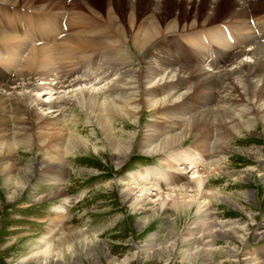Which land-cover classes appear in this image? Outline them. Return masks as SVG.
<instances>
[{
  "label": "bare ground",
  "instance_id": "bare-ground-1",
  "mask_svg": "<svg viewBox=\"0 0 264 264\" xmlns=\"http://www.w3.org/2000/svg\"><path fill=\"white\" fill-rule=\"evenodd\" d=\"M41 1L44 2L37 5L34 0H0V6L7 5L6 9L8 6H23L35 12L52 8L47 6V0ZM259 1L264 0H176L178 4L192 6L196 3L206 4L211 9L200 20L193 15L194 19L189 23L180 24L177 21L163 26L158 17L162 0L147 2L146 8L156 16L155 20H148L147 16L141 20L138 18L142 0H124L125 9L128 11L127 25L122 22V13L120 17L117 12L120 11L118 0H105V19L97 15V20L94 17L88 18L81 12L93 11L95 16V11L90 8L91 0H75L72 4L75 18L70 20L73 23L71 27H75V30L71 33L68 31L62 40L57 39L61 33L58 27L62 29L66 26L61 17L44 18L47 26H42L43 22H37L32 12L23 13L21 19H14L10 15L13 18V30L9 32L0 29V69L3 72L0 77V156L9 159V163L1 167L0 173L3 174L6 186L11 178L9 174L16 172L21 188L14 186L8 199L14 200L18 197L19 190L22 191L32 175L31 172L36 169L28 167L24 170L12 163L20 147L30 148L36 145L40 151L46 150L56 157V164L61 163L59 167L62 166L63 169L66 156L90 149L89 137L83 138L73 132L66 133L69 130L64 125L67 124L66 110L73 108H79L80 113L86 115V123L93 124L100 135L105 136L107 144L100 151L96 148L92 151L97 155L111 154L116 168L125 163L134 136L126 134L123 139L114 137L115 123L118 120H131L135 123L144 109H149L162 120L161 123L158 121L162 125L160 134H165L163 127L175 126L178 129L174 135L161 141L155 138V129H151L145 135L151 141L148 146L150 150L143 151L146 155L171 151L194 135V144L215 159L224 152L234 151L258 163L264 157V148L240 150L233 148L231 142L233 136L240 135L245 130L253 136L259 135L258 126L264 132V36L260 38L257 32L259 21L264 20V16L262 19L254 18V26H250L248 22L249 16L254 17L264 9V2L259 5ZM223 3L228 9L218 14ZM62 8V11H66L65 7ZM74 8H78L77 11ZM27 21L34 29L33 24L42 26L40 32L25 36ZM98 23L105 24L94 29L95 31L87 27ZM218 24L228 28L233 43L225 40ZM77 25H83L82 29H76ZM21 34L24 35L20 37ZM201 34L205 36V49L200 40ZM41 42L42 46H34ZM154 43L156 54L152 55L165 65L158 66L155 75L145 69L144 63H141L138 70L127 69L118 74L119 78L111 81H108L110 75L99 71L100 66L95 68V73H87L88 62L99 65L103 61L118 66L123 61L130 60L123 59L122 53L128 54L133 62V50L143 53ZM170 43L176 49L175 54L168 48H171ZM80 62L86 65L83 66ZM206 67L213 69L208 70ZM96 80L100 86L101 83H105V86L99 87ZM71 124L74 125L75 121L72 120ZM211 138L212 144L209 141ZM173 155L167 157L173 158ZM192 158V152H184V156L175 157L173 160L181 165L190 164L192 170L199 166ZM51 159L53 158L46 160L50 162ZM45 162V157L37 160L39 166H44L43 170L56 168L54 162V165ZM208 164L207 160L200 163L202 166ZM224 167L214 166L211 173L218 174ZM176 171L185 175L188 167L176 166ZM150 173L148 171L145 175ZM192 174L195 175L186 177L185 186L172 188L165 193L159 192L161 188L154 182L140 190L143 194L141 196L136 195V188L121 184L124 188L121 189L123 202L129 206L132 214L141 215L137 228H146L159 214L169 217L181 216L183 213L185 217L190 215L191 208L196 204L200 209L214 201L218 202L221 193L208 189L209 179L201 177L198 170ZM262 181L264 182V174ZM59 191L65 194L63 187ZM206 214L211 215L209 210ZM210 222L211 225L218 223L216 220ZM173 228L174 225L169 230L170 233H173ZM263 230L258 235L264 237ZM71 231H74L73 228L66 229V233ZM77 233L79 236L76 234L74 241L85 234L93 233L90 235L91 239L84 238L89 243L95 241L97 232L77 230ZM70 241V237L66 235L57 240L56 245L47 252L52 256L56 255L55 252L61 259L68 261L65 253L71 250ZM245 256L241 259L235 257L232 263L258 264V259ZM151 261L153 260H144L145 263ZM118 264L129 262L124 260Z\"/></svg>",
  "mask_w": 264,
  "mask_h": 264
},
{
  "label": "rangeland",
  "instance_id": "rangeland-1",
  "mask_svg": "<svg viewBox=\"0 0 264 264\" xmlns=\"http://www.w3.org/2000/svg\"><path fill=\"white\" fill-rule=\"evenodd\" d=\"M91 1L90 8L95 11V16L93 11L84 10L81 12H84L88 18L94 17L97 20L98 17L96 18V16L99 15L105 19L106 6L103 4L105 0ZM142 1L139 5L138 18L141 20L147 16L148 20H155L156 16L146 8L149 0ZM34 2L41 5L44 1L34 0ZM73 2L67 7L64 1L47 0V6H52V8L49 7L48 10L40 12L23 6L14 8H22L28 11H12L11 6L6 9L7 5H2L0 6V23L4 25L0 24V29L11 32L13 24L10 28L6 25L9 23L8 17L10 15L14 19H21L23 13L32 12L39 23L44 18L58 16L63 19L64 15L68 16L67 21L63 22H66L64 24L71 33L73 29L75 30V27L72 29L73 23L70 21L75 18ZM263 2L259 1L258 4L261 5ZM124 3V0H118L120 11L117 10V12L119 15L122 13V17L121 15L120 17L123 18L122 22L124 21L123 23L126 24L128 11L125 9ZM224 4L219 8L218 14L228 9L227 5ZM62 6L65 7L66 11H62ZM257 7L260 6L257 5ZM74 9L77 11L78 8ZM209 9L211 8L208 5H202V3H196L192 6L186 3L178 4L176 0H162L158 17L163 26L166 23H176L177 21L183 24L191 22L194 19L193 15L200 20ZM67 11L69 14L66 13ZM81 26L78 27L77 25L76 29H82ZM41 27L38 26V30L35 32L27 21L25 36L36 35L40 32ZM22 35L24 34H21L20 37ZM42 44L43 42L34 46L40 47ZM152 47L150 44L143 53L133 50L135 62L123 61L118 66L105 63V65L100 64V66L101 68L106 67L105 70L110 71H107L108 74L111 75L112 73L110 79L119 78L120 75L114 76L116 72L111 70L119 67L121 69L123 67L119 72L127 69L138 70L142 63L139 60L143 55H147L148 50H152ZM0 50H2L1 45ZM122 58L128 59V55L122 54ZM155 63L157 62L144 64L145 69L156 74L153 69ZM80 64L86 65L81 62ZM206 68L208 70L213 69L212 67ZM96 84L99 87L105 86V83H101V86L99 82ZM87 87L91 88L92 86L87 85ZM66 114L67 124L64 125L67 129L69 128L66 133L73 132L83 138L89 137L91 142L88 151L75 152L76 155L66 156L63 160L65 166L63 169L62 166L59 167L61 163L56 164L58 162L56 157L54 155L53 157L46 150L40 151L36 145L30 148L20 147L13 158L14 162L11 160L12 163L17 164L20 169L25 170L28 167L30 169L35 167L36 169H32L33 172L30 171L32 175L28 178L29 181L22 191L19 190L18 197L14 200H9L8 196L13 192L14 186L18 189L21 188L16 172L9 174L11 178L9 182H6V186L3 174L0 173V264H118L124 260H127L129 264H233L232 260L235 257L238 256L237 259H241L244 255L248 258L258 259V264L264 262V237L258 235L264 228L262 227L264 224V182L262 181L264 157L257 163V161L248 159L241 153L224 152L222 156L218 157L220 164L217 165L225 167L218 174H212L211 170L202 174L204 178L209 179L208 189L221 193L218 202L214 201L200 209L196 204L191 208L190 215L187 214L185 217L183 213L181 216L170 215L169 217L159 214L155 219H152L146 228H137L141 215L132 214L129 206L127 207V204L123 202L121 192L124 188L122 185L136 188L137 196L143 195L140 190L144 186H150L149 183L154 181L159 183L161 188L159 192L165 193L176 188L165 187L163 183L174 172L172 161L165 160V156L170 150L154 155H146L143 151L150 150L148 146H150L151 141H148L145 135L151 129H155L153 131L154 135L157 134L155 138L160 141L165 137L174 135L178 129L175 126L169 128L166 125L165 127L168 128L163 127V130L165 129L167 133L160 134L158 130L160 126L162 128L160 124L162 120L153 115L149 109H144L140 117L136 118L135 123L131 120H118L114 126L113 136L123 139L126 134H132L134 139L125 163L116 168L111 159V154L97 155L92 151L94 148L100 151L105 143L107 144V139L103 134L100 135L93 124L86 123V115L80 113L79 108L66 110ZM71 116L72 118H70ZM72 120L75 121V126L71 124ZM258 131L259 135L256 136L249 134L246 130L240 135L233 136L232 147L240 150L264 148V132L260 126H258ZM208 135H211L210 132ZM194 138V135L189 137L183 145H178L171 150L178 152L190 145L196 148ZM209 141L210 143L213 142L212 138ZM44 157L45 163L51 165L55 163L56 168L43 170L44 166H39L37 160ZM227 157L228 159H226ZM48 158L53 159L49 162L46 160ZM5 163H9V159L0 156V169ZM176 165L182 168L181 163L176 162ZM187 165L190 164L187 163ZM153 167L157 168L156 171L161 172L152 173ZM148 171L151 174L146 177L145 174ZM142 175L144 176L142 177ZM194 175L192 174V176ZM178 177L182 178L184 175ZM61 187L65 189V194L59 191ZM164 188L165 190H163ZM164 197L166 196L164 195ZM66 200H71L73 203L66 214H62L59 207L65 204ZM208 210L210 214L213 213L207 215ZM215 212L216 217L214 216ZM213 220L218 223L211 225L210 221ZM57 222L61 225L64 223V225L59 229ZM173 225V233H170L169 230L172 229ZM67 228H73L74 231L66 233ZM54 229H58L57 232ZM76 229L97 232L95 241L88 243V240L84 239H91L90 235L93 233L85 234L82 238H77L74 241L75 235L79 236ZM65 234L71 239L69 243L71 250L65 253L68 261L61 259L55 252L54 254L57 256H52L47 252L56 245L57 240L66 236ZM144 260L153 261L145 263Z\"/></svg>",
  "mask_w": 264,
  "mask_h": 264
}]
</instances>
